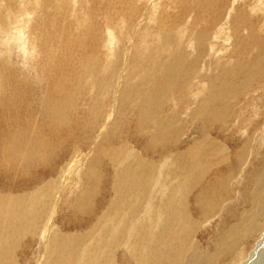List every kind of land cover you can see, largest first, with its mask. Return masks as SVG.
I'll return each mask as SVG.
<instances>
[{
    "label": "rangeland",
    "instance_id": "rangeland-1",
    "mask_svg": "<svg viewBox=\"0 0 264 264\" xmlns=\"http://www.w3.org/2000/svg\"><path fill=\"white\" fill-rule=\"evenodd\" d=\"M44 1L45 0H0V43L2 44L3 41L5 42V40L7 41L9 38L14 40L10 41L12 39H9L8 41L10 44L7 41L8 46L5 44L6 42H3L2 46L0 44V68L3 67L0 69V72H7L5 74L9 73L11 76L15 73V77L19 80L21 85V87L18 88L19 95L12 98L10 93H6L7 87L5 86V80L0 77V98L7 99L6 109L11 116L8 118H12L11 122L9 121L8 129L10 132L19 131L16 133L28 134L31 139L29 142H31L36 149V153H41L40 156L36 155L32 157L30 159L31 161L29 159L26 160V157L23 158V160H20L21 167L12 169V167L10 168L8 166V161L10 160V158H8V154H10L8 151L9 146L4 143V148L1 149L5 151L1 153L0 156V190L1 188L6 189L0 191V196H6L7 194V196L15 197V206H19L25 202L26 206L24 205L23 208L26 211H24L25 214L23 213V217L21 214L20 221L23 225H18L17 228L20 229L15 232L13 229L15 222L11 223L13 224L11 225L7 223L9 220L8 217L0 216V225H2L0 226V236L2 237H0V264H59L58 260L60 259H67V262L63 264H70V262L73 264H134L133 259L136 257V254L137 257L143 254V252L148 253L151 251V254L152 251H154L152 248L155 249L156 247L157 250L163 249L164 251V248L168 247L166 243L167 239L170 237L178 238L183 236L181 231L179 235H177L180 226L176 229L177 231L175 229H173L175 231L170 229L175 225L167 214V211L170 210H175L176 213H179L180 209L181 213L182 209L186 212L190 211L188 212L190 218H188V221L194 222L193 226H195L193 228L192 223L189 224L191 228L188 227L189 230L187 228L186 238L181 237L184 239L182 245L184 246L183 252L180 251L181 253H175L173 250H165V258L164 255H160V258L158 257V260L164 259V261H160L162 263L157 262L158 264H204V259L207 258L206 255L210 260H208V258L205 259V264H208V262L209 264H264V218L261 217V215L264 216V205H260V208H255L254 204H252L251 199L254 196V187L250 185L256 174L264 172V78L259 77L260 72L258 70L253 71L255 75L252 77L245 72L247 68H250L251 64H253L252 60H258L261 56L262 58L264 57L263 54L259 53V49H257L261 47L264 42V0H204L203 6L199 7L200 9H190L188 12L186 0L177 4L174 2L175 0H169V2L168 0H125V2L127 1L126 3L124 0H120L115 4L113 10L110 7L105 8L108 4L106 0H89V2L87 0H70L68 12L65 16L55 15L56 12L52 11L51 5L47 6ZM103 3L105 5H103ZM127 3L130 4H128L129 7L126 5ZM134 3L136 5H134ZM119 4L120 6L122 5V7L118 6ZM182 4H184V6H182ZM131 5H134V7L132 8ZM213 5L215 9L212 7ZM147 7L149 9H147ZM143 8L146 9L144 10ZM23 9L26 10L24 11ZM131 9H133V11ZM141 10L144 11L142 12ZM102 11L105 13L103 12L102 14ZM90 12H92V14ZM135 12H138L137 15ZM130 15H134L135 17H131ZM53 20H57L59 23L57 25L52 24ZM113 20H115V22ZM16 23L18 25H16ZM194 24L195 28H192ZM238 24L240 25L238 26ZM13 26L16 29L19 27V30L21 29L20 27L25 29L18 31V29H14ZM28 28L29 30H27ZM32 28L34 29L31 30ZM197 30L198 32L200 31L199 34ZM171 32L175 35H171ZM7 33L16 38H13L9 34L7 35ZM20 33L23 34L24 40L21 39L22 42L17 39ZM166 33L169 34L166 35ZM91 34L95 36H91ZM258 38H261L263 41L261 39L258 40ZM96 39H101L100 42L98 41L99 44ZM200 39L203 41L201 42ZM76 40L78 41L77 45H73V42ZM16 41L20 44L17 45ZM93 41H95V44ZM231 46L233 48H231ZM76 51L78 52L76 53ZM183 51H186L187 54ZM199 51L204 53L202 54ZM199 55L202 57L199 58ZM182 57L184 58L182 59ZM197 57L198 59H196ZM248 59H251L250 62H248ZM119 60L121 62H119ZM208 61L211 62V66ZM181 62L184 68H186L187 63L195 62L196 64V66L192 68L194 69L192 74L186 79H183L186 83H183L182 86L185 88L182 86L178 88V83H176V81L175 85H173L176 88L171 86L168 88L167 93L164 94V101L160 113H157L156 116L151 118H142L139 111L140 98L147 96L152 99H159V90L156 86L162 83V79L165 80L164 78H167L168 71L169 74L174 73L173 77L175 81L176 71L178 70L176 75L178 79L183 70ZM233 62L235 63L233 64ZM119 65L120 67H118ZM203 66L209 69L206 70ZM257 66L259 65H256L253 69ZM161 67L168 68L162 69ZM60 70L61 72H59ZM64 70H67V73L64 72ZM49 72L52 74L51 81L53 80V82L61 79L64 81H67L69 78L72 79L69 86L64 89V91H68L66 96L68 100H65L67 107L64 109L63 113L65 121L61 125V130L57 128L54 131V128H56L55 125L57 124H53V129H48L51 133L46 130L49 127L44 129V123L40 119L41 111L45 112L44 109L42 110V106L45 107L43 98L47 93L46 89L49 88L47 85H50ZM207 73L208 76L211 74L209 79ZM229 74L232 75L230 76ZM246 77H251V79H247ZM228 79L232 81V85H229L231 81H227ZM233 81L234 84L236 82L235 85ZM245 82L246 84H244ZM26 84L33 93H36L32 98L31 92L24 87ZM162 84H165V89L168 83L163 81ZM186 84L187 86H185ZM204 84L206 85L204 86ZM152 85H154V88ZM237 87H240V91ZM102 88L103 91L101 92ZM174 88L177 89V93L174 92ZM212 88H215V90ZM233 88H235V91ZM97 89H99L100 92ZM211 90L212 93H210ZM168 92L170 95H167ZM124 93L129 94L128 99ZM218 96L221 99L223 98V100L218 101L220 99ZM39 100L43 103L36 108L35 101L38 102ZM71 101L73 104L68 103ZM93 102H96V106ZM20 103L25 104L24 109L20 107ZM90 105L93 106V109L96 108L92 110ZM222 105H226L225 108L227 110L224 109ZM217 108L219 110H217ZM215 110L218 113H216ZM175 111L177 112L175 113ZM86 114L88 115L86 116ZM240 114L242 116H240ZM92 116H94V118ZM66 117L68 121H66ZM74 117H76L77 123H79V121L81 122V118L84 119L81 124L87 126L84 125V130H80L79 132L84 135L85 139L81 134L79 138L74 136L72 132L74 123L71 122L74 120ZM34 119H36V121ZM91 122H93V124H91ZM168 123L171 124V126ZM223 123H225V125ZM65 125L69 131L66 130ZM28 127L33 133L25 129ZM43 130V138H36L35 135L39 132H43ZM86 130L89 132L87 133ZM60 131L61 135L65 131L64 134L68 136L64 138L63 134V139H61V141V136L58 134ZM49 133L54 136H50ZM208 134L209 137L203 138L204 135ZM94 139L95 142H92ZM200 139L208 140V142L217 140V146L219 148L218 155L221 156L224 154V156L223 158L217 157V161L215 160L212 166L208 167V164L206 162L202 163V159H200L197 161L196 167L189 168L188 162L183 154L186 149L200 143ZM77 140L79 141L77 142ZM73 143H76L77 146L75 145L74 147ZM96 143L97 145L99 144V147L96 146ZM111 146L114 149H112ZM75 150H78L76 154L74 153ZM106 150H108V153ZM159 153L162 155L161 157ZM144 154L147 155V159ZM136 156H139L137 157L139 161L142 160L145 163L142 161L138 162ZM18 157L21 156L18 155ZM115 157L116 160L114 159ZM225 158L226 160H223ZM112 160L115 161V163H113ZM92 161L93 163H91ZM142 163L144 164L141 165ZM103 164L104 166H102ZM145 164H147V167H151L147 169ZM184 166L189 169L188 172H198L199 175L201 173L200 171L203 170V177L200 179V185L198 184L192 188L190 191L191 193L187 191L186 194L185 191L180 195L177 190H180L178 187L181 184L180 178L183 177L181 175L185 172ZM142 167L146 168L147 171L145 169V171H143ZM103 168L106 169L104 170ZM128 169L141 174L143 172L142 175L148 172L146 181L150 178L149 181L151 182L147 184L149 188L146 187L143 190L131 189L128 195L120 197V191L125 187L123 182L128 181H124V179L123 181H119V179L129 178L130 175L133 174V172L129 173ZM12 170L15 171L13 172ZM122 170L123 172H119ZM161 171L162 173H160ZM10 172H12V174L18 172L19 176H14ZM7 173L8 175L10 173V176H8ZM114 177L118 179L119 185L116 184L117 180H114L116 179ZM162 178L165 180L161 181ZM66 179L68 180L66 181ZM158 183L160 184L158 185ZM210 183H212L210 187H204ZM60 184H62V188H60ZM11 186L13 189H11ZM202 186L203 189H201ZM144 191L145 193H143ZM201 191H203L205 195L202 197L203 203L201 202L202 206L200 207L194 200L196 194ZM132 192H134V195ZM176 193L177 197H179V206H177V204H170ZM137 194L145 196L140 197ZM23 196L25 197L23 198ZM27 199H29V201ZM130 199H132V201ZM122 200H124V202ZM206 200H212V202L217 205L211 206L212 209L211 207L204 209L207 204ZM131 202L134 203L132 204ZM125 204L128 208L125 207ZM125 209L128 210L126 211ZM260 211L263 213L261 212L260 214ZM105 216H107V218ZM181 216L183 217V215ZM243 216L246 217V220ZM5 218L7 220H5ZM251 220L258 222L259 227H251L252 224H249L252 222ZM99 221H103V224ZM181 223L182 222H180V224ZM245 223H247L248 226L250 225L251 230L253 228V232L250 233L251 230L249 228H245L244 230V226L246 227V225H244ZM5 224H9L11 227L13 226V228ZM24 224L30 228L24 227ZM139 225L142 228L138 229V234L135 236V238L139 240L138 244L136 242L138 247L135 246L134 248V246H132L133 255H130L131 253L125 248V243L129 240V233H132ZM235 226L242 234L240 237L241 245H243L241 246L242 248L238 249L236 247L235 250H233L231 248L226 249L227 246H225L219 254L218 248L214 243L217 241L218 236L221 234L224 235L228 229L231 227L234 229ZM6 227L8 228L6 229ZM101 227L107 229L109 235H115V233L111 232V227L117 228L119 238L118 246L115 245L116 247H114L110 254H108L109 251H107V246L111 243L112 237L108 235L106 238H99L101 230L98 233H94V231L96 232L97 229ZM239 227L243 229L241 230ZM91 228H93L94 231H92ZM48 229L50 230L48 231ZM89 229V233L86 232ZM24 230L30 232H25ZM41 230L44 235L40 234ZM224 230L226 232H224ZM175 232L177 233L175 234ZM90 233L91 237L89 236ZM82 235L84 236L82 237ZM78 236H80V238ZM64 243L65 245L67 243L71 246L74 244L76 245H74L73 248L67 244L66 247L65 245H61ZM140 243H142L141 246H139ZM132 245H134V243ZM145 245H147V247ZM139 247L142 248L139 250ZM240 251H242L243 254L239 253ZM74 258L76 261H74ZM189 261L192 263H189Z\"/></svg>",
    "mask_w": 264,
    "mask_h": 264
},
{
    "label": "bare ground",
    "instance_id": "bare-ground-1",
    "mask_svg": "<svg viewBox=\"0 0 264 264\" xmlns=\"http://www.w3.org/2000/svg\"><path fill=\"white\" fill-rule=\"evenodd\" d=\"M88 2H89V0H87ZM102 1H104V0H102ZM107 2H108V4L106 5V7L105 8H108V7H110L112 10H113V7H115V4L118 2V1H120V0H106ZM130 1H132V0H130ZM167 1V0H166ZM187 1V12L190 10V9H196V8H199V7H202L203 6V2H204V0H186ZM186 1H184V2H186ZM206 1V0H205ZM210 1V0H209ZM208 1V2H209ZM260 1V0H259ZM36 2V1H35ZM46 4H47V6H50L51 7V9H53L52 11L53 12H56V14L55 15H60V16H65L66 15V13L68 12L67 10H68V7H69V3L71 2L70 0H45L44 1ZM56 2V3H55ZM97 2V1H96ZM124 2H125V0H124ZM127 2V1H126ZM125 2V3H126ZM168 2H169V0H168ZM174 2H176V4L177 3H182L183 2V0H175ZM222 2V1H221ZM105 3V2H104ZM103 3V5H105ZM122 4H124L123 2H121ZM173 3V2H172ZM213 3H214V1H213ZM100 4V3H99ZM102 4V3H101ZM129 3H127L126 5L129 7V5H128ZM132 4H133V2H132ZM141 4V3H140ZM174 4V3H173ZM207 4V3H206ZM216 4V3H215ZM40 5V4H39ZM94 5H95V3H94ZM102 5V6H103ZM134 5H136L135 3H134ZM134 5L132 6V8L134 7ZM146 5V4H145ZM166 5H167V3H166ZM179 5V4H178ZM177 5V6H178ZM22 6H24V5H22ZM37 6V5H36ZM118 6H120V4L118 5ZM172 6V5H171ZM182 6H184V4H182ZM211 6V5H210ZM222 6V5H221ZM221 6H220V8H221ZM251 6V5H250ZM120 7H122V5L120 6ZM119 7V9L121 10V8ZM206 7V6H205ZM213 8H214V5L212 6ZM223 7V6H222ZM233 7V6H232ZM40 8V7H39ZM86 8V7H85ZM101 8V7H100ZM99 8V9H100ZM138 8V7H137ZM151 8V7H150ZM220 8L218 7V9L220 10ZM118 9V10H119ZM135 9V8H134ZM144 9V8H143ZM146 9V8H145ZM144 9V10H145ZM147 9H149L148 7H147ZM200 9V8H199ZM208 9H210V8H208ZM212 9V8H211ZM215 9V8H214ZM224 9V8H223ZM24 11L26 10V9H23ZM87 10V9H86ZM93 10H94V8H93ZM100 10H102V9H100ZM130 10V9H129ZM132 11H133V9H131ZM137 10H140V9H137ZM143 10V11H144ZM213 10V9H212ZM42 11V10H41ZM142 11V10H141ZM140 11V12H141ZM142 11V12H143ZM147 11V10H146ZM183 11V10H182ZM240 11V10H239ZM255 11V10H254ZM93 12V11H92ZM92 12H90L91 14H92ZM103 12L104 11H102V14H103ZM108 12V11H107ZM115 12V11H114ZM149 12V11H148ZM105 13V12H104ZM124 13V12H123ZM136 13V15H137V13L138 12H135ZM205 13H206V11H205ZM40 14V13H39ZM54 14V13H53ZM134 14V13H133ZM161 14V13H160ZM172 14V13H171ZM170 14V15H171ZM24 15V14H23ZM27 15H28V13H27ZM50 15V14H49ZM55 15H53V16H55ZM146 15V14H145ZM144 15V16H145ZM175 15V14H174ZM217 15V14H216ZM226 15V14H225ZM236 15V14H235ZM6 16V15H5ZM4 16V17H5ZM29 16V15H28ZM30 16H32V15H30ZM131 16V15H130ZM139 16V15H138ZM23 17V16H22ZM131 17H135L134 15L133 16H131ZM146 17V16H145ZM200 17V16H199ZM215 17V16H214ZM222 17V16H221ZM220 17V18H221ZM21 18V17H20ZM44 18V17H43ZM111 18V17H110ZM115 18H116V16H115ZM195 18V17H194ZM32 19V18H31ZM55 19V18H54ZM133 19V18H132ZM154 19V18H153ZM197 19V18H196ZM38 20V19H37ZM45 20V19H44ZM108 20V19H107ZM112 20V19H111ZM135 20V19H134ZM41 21V20H40ZM114 22H115V20H113ZM119 21V20H118ZM132 21V20H131ZM158 21V20H157ZM167 21V20H166ZM234 21V20H233ZM17 22H19V21H17ZM25 22V21H24ZM28 22H29V20H28ZM28 22H26V23H28ZM35 22V21H34ZM108 22V21H107ZM135 22V21H134ZM204 22V21H203ZM235 22H236V20H235ZM241 22V21H240ZM44 23V22H43ZM59 23V21H57V20H53V23L52 24H55V25H57ZM79 23V22H78ZM110 23V22H109ZM117 23V22H116ZM142 23V22H141ZM149 23V22H148ZM163 23H164V21H163ZM216 23V22H215ZM243 23V22H242ZM29 24V23H28ZM196 24V23H195ZM195 24L193 25L194 27H192V28H195ZM241 24V23H240ZM240 24H238V26L240 25ZM4 25V24H3ZM15 25V24H14ZM16 25H18L17 23H16ZM39 25V24H38ZM43 25V24H42ZM117 25V24H116ZM121 25H123V24H121ZM132 25V24H131ZM20 26V25H19ZM35 26H37V25H35ZM120 26V25H119ZM165 26V25H164ZM169 26V25H168ZM174 26V25H173ZM237 26V27H238ZM12 27V26H11ZM14 27V26H13ZM117 27H118V25H117ZM19 28V27H18ZM17 28V29H18ZM21 29H25V28H22V27H20ZM35 28V27H34ZM34 28H32L31 30H33ZM45 28V27H44ZM134 28V27H133ZM160 28V27H159ZM162 28H164V27H162ZM191 28V29H192ZM213 28H214V26H213ZM240 28V27H239ZM238 28V29H239ZM14 29H16L15 27H14ZM16 29V30H17ZM20 29V30H21ZM46 29V28H45ZM203 29H204V27H203ZM9 30V29H8ZM13 30V29H12ZM15 30V31H16ZM19 29H18V31H20ZM27 30H29V28L27 29ZM30 30V31H31ZM37 30V29H36ZM48 30V29H47ZM155 30V29H154ZM172 30V29H171ZM170 30V31H171ZM174 30V29H173ZM194 30H196V29H194ZM234 30V29H233ZM9 31H11V30H9ZM26 31V30H25ZM64 31V30H63ZM136 31V30H135ZM163 31V30H162ZM203 31V30H202ZM231 31H232V29H231ZM23 32H24V30H23ZM42 32V31H41ZM40 32V33H41ZM91 32V31H90ZM94 32H95V29H94ZM166 32H168V31H166ZM194 32H196V31H194ZM197 32H198V30H197ZM204 32V31H203ZM202 32V33H203ZM15 33V32H14ZM19 33V32H18ZM22 33V32H21ZM20 33V35L19 36H17V39H18V41L19 40H21V39H23V34H21ZM141 33V32H140ZM170 33V32H169ZM169 33H166V35L167 34H169ZM200 33V31L198 32V34ZM201 33V34H202ZM9 33H7V35H8ZM13 34V33H12ZM95 34V33H94ZM92 35L91 34V36H95V35ZM172 34H174V33H172L171 32V35ZM198 34H196V35H198ZM201 34H200V36H201ZM209 34V33H208ZM230 34H231V32H230ZM9 35H11V34H9ZM14 35V34H13ZM18 35V34H17ZM98 35V34H97ZM96 35V36H97ZM108 35V34H107ZM132 35V34H131ZM134 35V34H133ZM165 35V36H166ZM175 35V34H174ZM204 35H205V33H204ZM207 35V34H206ZM12 36V35H11ZM10 36V37H11ZM30 36V35H29ZM135 36V35H134ZM6 37V36H5ZM13 37V36H12ZM15 37V36H14ZM13 37V38H14ZM25 37V36H24ZM47 37V36H46ZM98 37V36H97ZM115 37V36H114ZM129 37H131V36H129ZM162 37V36H161ZM168 37V36H167ZM206 37V36H205ZM16 38V37H15ZM96 38V37H95ZM94 38V39H95ZM127 38V37H126ZM133 38V37H132ZM136 38V37H135ZM199 38V37H198ZM203 38H204V36H203ZM202 38V39H203ZM208 38H209V35H208ZM263 38V37H262ZM8 39V38H7ZM9 39H12V38H9ZM8 39V40H9ZM26 39V38H25ZM52 39V38H51ZM50 39V40H51ZM93 39V40H94ZM205 39V38H204ZM203 39V40H204ZM261 39V38H260ZM259 38H258V40H260ZM7 40V41H8ZM24 40V39H23ZM43 40V39H42ZM49 40V39H48ZM97 40V43L99 44V42H100V40L101 39H96ZM95 40V41H96ZM164 40V39H163ZM199 40V39H198ZM201 40V39H200ZM203 40H201V42L203 41ZM209 40V39H208ZM207 40V41H208ZM262 40V39H261ZM2 41V40H1ZM7 41L5 40V44H7ZM10 41H14L13 39L12 40H10ZM18 41H16L17 42V45H19L20 43H18ZM95 41H93L94 42V44H95ZM99 41V42H98ZM263 41V40H262ZM3 42H2V44H1V46L3 45ZM21 42H22V40H21ZM24 42H26V41H24ZM63 42V41H62ZM169 42H170V40H169ZM200 42V41H199ZM200 42V43H201ZM205 42V41H204ZM8 43H9V41H8ZM77 43H78V41L76 40V41H74L73 42V45L75 44V45H77ZM88 43V42H87ZM199 43V44H200ZM10 44V43H9ZM53 44V43H52ZM158 44V43H157ZM171 44H174V43H171ZM202 44V43H201ZM218 44V43H217ZM246 44V43H245ZM263 44H264V42H263ZM262 44V46L261 47H259V48H257V49H259L258 51H259V53L260 54H263V56H264V45ZM24 45H26V44H24ZM168 45V44H167ZM203 45V44H202ZM7 46H8V44H7ZM83 46V45H82ZM88 46V45H87ZM94 46V45H93ZM92 46V47H93ZM97 46V45H96ZM163 46V45H162ZM190 46V45H189ZM204 46V45H203ZM213 46V45H212ZM22 47H23V45H22ZM99 47V46H98ZM154 47V46H153ZM235 47V46H234ZM9 48H11V47H9ZM94 48H95V46H94ZM126 48V47H125ZM205 48H206V46H205ZM231 48H233L232 46H231ZM24 49H26L25 47H24ZM76 49V48H75ZM93 49V48H92ZM104 49H106V48H104ZM110 49V48H109ZM168 49V48H167ZM200 49V48H199ZM203 49V48H202ZM253 49V48H252ZM59 50V49H58ZM88 50V49H87ZM94 50V49H93ZM158 50V49H157ZM160 50V49H159ZM204 51H206L205 49H203ZM24 51V50H23ZM26 51H27V49H26ZM80 51V50H79ZM107 51H108V49H107ZM202 51V50H201ZM201 51H199V52H201ZM231 51H233V50H231ZM78 51H76V53H77ZM81 52V51H80ZM83 52V51H82ZM89 52V51H88ZM165 52V51H164ZM168 52V51H167ZM182 52V51H181ZM184 52V51H183ZM97 53H98V51H97ZM103 53V52H102ZM107 53V52H106ZM111 53H113V52H111ZM110 53V54H111ZM157 53V52H156ZM160 53V52H159ZM184 53H186L187 54V52L185 51ZM202 54L204 53V52H201ZM82 54V53H81ZM89 54V53H88ZM87 54V55H88ZM95 54V53H94ZM177 54V53H176ZM181 54V53H180ZM223 54V53H222ZM258 54V53H257ZM26 55H28V54H26ZM83 55H86V54H83ZM169 55V54H168ZM184 55V54H183ZM25 56V55H24ZM23 56V57H24ZM82 56V55H81ZM114 56V55H113ZM113 56H112V59H113ZM179 56V55H178ZM186 56V55H185ZM205 56V55H204ZM203 56V57H204ZM211 56V55H210ZM261 56V55H260ZM62 57V56H61ZM110 57V56H109ZM120 57H122V56H120ZM158 57H159V55H158ZM199 58H201L202 56H198ZM198 57L196 58V59H198ZM239 57V56H238ZM253 57H256V56H253ZM252 57V58H253ZM77 58V57H76ZM108 58V57H107ZM107 58H105V59H107ZM184 57H182V59H183ZM185 58H187V57H185ZM242 58V57H241ZM24 59V58H23ZM239 59V58H238ZM257 59V58H256ZM108 60V59H107ZM141 60V59H140ZM160 60H162V59H160ZM164 60H166V59H164ZM249 60V59H248ZM251 60V59H250ZM250 60L248 61V62H250ZM85 61V60H84ZM206 61V60H205ZM239 61H241V60H239ZM253 61V64H251V67L250 68H247V71H245L247 74H250L251 75V77L253 76V75H255L254 73H253V71H259L260 73H259V77H261V78H264V57L262 58V56L260 57V58H258V60H252ZM251 61V62H252ZM107 62V61H106ZM105 62V63H106ZM119 62H121L120 60H119ZM138 62V61H137ZM145 62V61H144ZM159 62H162V61H159ZM209 62V61H208ZM242 62V61H241ZM235 62H233V64H234ZM240 63V62H239ZM245 63V62H244ZM82 64V63H81ZM120 64H122V63H120ZM162 64V63H161ZM197 64H198V62H197ZM205 64V63H204ZM211 64V62H209V65ZM243 64V63H242ZM59 65V64H58ZM158 65V64H157ZM168 65V64H167ZM169 65H171V64H169ZM181 65L183 66V63L181 62ZM185 65V64H184ZM201 65V64H200ZM208 65V66H209ZM212 65V64H211ZM210 65V66H211ZM245 65V64H244ZM256 65H259V66H257L255 69H253ZM261 65V66H260ZM98 66V65H97ZM163 66V65H162ZM177 66V65H176ZM196 66V64H195V62H193V63H187V65H186V68H184V66H183V70H182V73L181 72H179V73H181V75L178 77V79H177V77H176V75H177V71H176V75H175V81H174V77H173V74H169V71H168V75L166 76L167 78H164V77H161V78H164L165 80H163L162 79V83H163V81H165V83L167 82L168 84H167V87L164 89V86H165V84H162V83H159L158 84V86H156L157 88H158V96H159V99H152V98H149V97H147V96H143V97H141L140 98V100H141V102H140V105H139V111H140V113H141V117L142 118H151V117H154V116H156L157 115V113H160V111H161V108H162V104H163V96H165L164 94H166L167 93V91H168V88L169 87H175V86H173V85H175V82L176 83H178V88L179 87H181L182 85H183V83H186V82H184V80L183 79H186L187 77H189L191 74H192V72L194 71V69H192V68H194ZM207 66V65H206ZM24 67V66H23ZM118 67H120V65L118 66ZM142 67V66H141ZM143 67H145V66H143ZM172 67V66H171ZM180 67V66H179ZM203 67H205V66H203ZM248 67H249V65H248ZM3 67H1L0 69H2ZM13 68V67H12ZM58 68V67H57ZM61 68V67H60ZM140 68V67H139ZM162 68V67H161ZM168 68V67H167ZM167 68H162V69H167ZM172 68H174V67H172ZM178 68V67H177ZM176 68V69H177ZM201 68V67H200ZM206 68V70L207 69H209V68H207V67H205ZM246 68V67H245ZM62 69V68H61ZM98 69V68H97ZM160 69V68H159ZM202 69V68H201ZM243 69V68H242ZM253 69V70H252ZM12 70H14V69H12ZM47 70V69H46ZM205 70V71H206ZM226 70V69H225ZM244 70H246V69H244ZM16 71V70H15ZM164 71V70H163ZM236 71V70H235ZM14 72V71H13ZM40 72V71H39ZM51 72H52V70H51ZM59 72H61V70L59 71ZM64 72H66L67 73V70H64ZM139 72V71H138ZM166 72V71H165ZM171 72V71H170ZM207 72V71H206ZM211 72V71H210ZM231 72V71H230ZM233 72V71H232ZM245 72H243V73H245ZM5 73H7V72H0V77L2 78V79H4L5 80V82H6V84H5V86L7 87V92L6 93H10V96L12 97V98H15V97H17L18 95H19V93H18V88L19 87H21V85H20V82H19V80H17L16 79V77H15V73L13 74V76H11L9 73L8 74H5ZM58 73V72H57ZM70 73V72H69ZM142 73V72H141ZM141 73H139V74H141ZM214 73V72H213ZM241 73V72H240ZM239 73V74H240ZM49 74V80H50V85L48 84H46L47 85V87L49 86V88H47L46 90H47V93L45 94V97L43 98L44 99V104H45V107L44 106H42V110L44 109L45 110V112H43V111H41V115H40V112H39V115L41 116V121L44 123V129H46L47 127H49V128H47L46 130H48V129H50L51 128V130L53 129V124H57V125H55L56 126V128H54V131L57 129V128H60V130H61V125H62V123L65 121L64 120V115H63V113H64V109L67 107V105L65 104V100L67 101L68 99H66V96H67V92L68 91H64V89L67 87V86H69V84H70V82L72 81V79H68L67 81H64V80H55V82H53V80L51 81V78H52V74L49 72L48 73ZM47 74V75H48ZM113 74H116V73H113ZM41 75V74H40ZM46 75V76H47ZM67 75V74H66ZM144 75V74H143ZM211 75V74H210ZM209 75V76H210ZM230 75V74H229ZM232 75V74H231ZM230 75V76H231ZM257 75V74H256ZM110 76H112V75H110ZM109 76V77H110ZM148 76V75H147ZM194 76V75H193ZM204 76H206V75H204ZM207 76H208V73H207ZM209 76H208V79H209ZM226 76V75H225ZM224 76V77H225ZM242 76V75H241ZM240 76V77H241ZM42 77H44V76H42ZM63 77V76H62ZM68 77V76H67ZM173 77V78H172ZM192 77V76H191ZM234 77V76H233ZM251 77H249L250 79H251ZM55 78V77H54ZM60 78H61V76H60ZM95 78V77H94ZM97 78H98V76H97ZM228 78V77H227ZM247 78V77H246ZM249 78H247V79H249ZM93 79V78H92ZM177 79V80H176ZM205 79V78H204ZM207 79V78H206ZM218 79V78H217ZM247 79H245V80H247ZM179 80V81H178ZM189 80V79H188ZM225 80V79H224ZM223 80V81H224ZM230 79H228L227 81H229ZM263 80V79H262ZM190 81V80H189ZM222 81V82H223ZM231 81V80H230ZM236 81V80H235ZM238 81V80H237ZM188 82V81H187ZM224 82H226V81H224ZM22 83V82H21ZM158 83V82H157ZM206 83H207V81H206ZM230 84L229 85H232V81L231 82H229ZM254 83H256V82H254ZM84 84H86V83H84ZM202 84V83H201ZM233 84H234V81H233ZM235 84H236V82H235ZM234 84V85H235ZM238 84H239V82H238ZM240 84H242V83H240ZM244 84H246V82L244 83ZM206 84H204V86H205ZM73 86V85H72ZM116 86V85H115ZM185 86H187V84L185 85ZM226 86V85H225ZM228 86V85H227ZM226 86V87H227ZM24 87L26 88V89H28L30 92H31V98H32V96L33 95H35L36 93H33V91L28 87V85L26 84V85H24ZM152 87L154 88V85H152ZM182 87H184V86H182ZM223 87V86H222ZM229 87V86H228ZM231 87V86H230ZM240 87H243V86H240ZM240 87L238 88L239 89V91H240ZM24 88V89H25ZM126 88V87H125ZM176 88V87H175ZM174 88V89H175ZM185 88V87H184ZM225 88V87H224ZM236 88V87H235ZM235 88H233L234 89V91H235ZM21 89V88H20ZM124 89V88H123ZM211 89V88H210ZM213 89V88H212ZM242 89V88H241ZM72 90V89H71ZM98 91H99V89H97ZM127 90V89H126ZM176 90L177 89H175V91L174 92H176ZM213 90H215V88L213 89ZM220 90V89H219ZM221 90H223V89H221ZM26 91V90H25ZM24 91V92H25ZM70 91V90H69ZM74 91V90H73ZM103 91V88H102V90H101V92ZM124 91V90H123ZM128 91V90H127ZM181 91V90H180ZM183 91V90H182ZM216 91H217V89H216ZM1 92V91H0ZM23 92V91H22ZM100 92V91H99ZM213 92H215V91H213ZM128 93V92H127ZM127 93H124V94H126V96H127V99H128V95L129 94H127ZM177 93V92H176ZM210 93H212V90L210 91ZM216 93V92H215ZM69 94V93H68ZM147 95V94H146ZM167 95H170L169 94V92H168V94ZM212 95V94H211ZM28 96V95H27ZM98 96V95H97ZM103 96V95H102ZM173 96V95H172ZM177 96V95H176ZM175 96V97H176ZM213 96V95H212ZM262 96V95H261ZM75 97V96H74ZM77 97V96H76ZM179 97V96H178ZM177 97V98H178ZM224 97V96H223ZM97 98V97H96ZM101 98V97H100ZM174 98V97H173ZM218 98H220L219 96H218ZM127 99H125V100H127ZM130 99V98H129ZM181 99V98H180ZM221 99V98H220ZM218 100V101H222L223 100V98L221 99V100ZM260 99H262V98H260ZM226 100V99H225ZM230 100V99H229ZM228 100V101H229ZM80 101V100H79ZM93 101V100H92ZM95 101V100H94ZM174 101V100H173ZM227 101V100H226ZM7 99L5 100L4 98H0V156H1V153H3L5 150L3 149V150H1L2 148H4V143L5 144H7L8 146H9V148H8V151L10 152V154H8V158H10V160L8 161V166L11 168L12 167V169H17V168H19V167H21V165H20V160H23V158H25L26 157V160L27 159H31L32 157H35L36 155H38V156H40L41 155V153H39V154H37L36 153V149L33 147V145H32V143L31 142H29V140H31L30 139V137L28 136V134H26V133H16V132H19V131H13V132H10L9 131V123L11 122V120H12V118H8V117H11L10 116V114H9V112H8V110L6 109V104H7ZM81 102V101H80ZM124 102V101H123ZM183 102V101H182ZM43 102L41 101V100H39L38 102L37 101H35V105H36V108H38L41 104H42ZM68 103H72V101L71 102H68ZM94 103V102H93ZM217 103V102H216ZM227 103V102H226ZM73 104V103H72ZM95 104V106H96V102L94 103ZM127 104H128V102H127ZM218 104V103H217ZM216 104V105H217ZM220 104H221V102H220ZM101 105V104H100ZM91 106V105H90ZM94 106V107H95ZM98 106V105H97ZM183 106V105H182ZM223 106V105H222ZM225 106L226 105H224L223 107H224V109H226L225 108ZM20 107L22 108V109H24L25 108V104H23V103H20ZM92 107V108H91ZM91 107H89V108H91L92 110H94L93 109V106H91ZM175 107V106H174ZM178 107V106H177ZM222 107V108H223ZM218 108H219V105H218ZM217 108V110H219ZM228 108V107H227ZM247 108V107H246ZM71 109V108H70ZM100 109H101V107H100ZM178 109V108H177ZM220 109H221V106H220ZM229 109V108H228ZM67 110V109H66ZM176 110V109H175ZM198 110V109H197ZM223 110V109H222ZM227 110V109H226ZM90 111V110H89ZM178 111V110H177ZM177 111H175V113L177 112ZM199 111V110H198ZM225 111V110H224ZM196 112V111H195ZM215 112H216V110H215ZM263 112V111H262ZM66 113V112H65ZM85 113V112H84ZM87 113V112H86ZM119 113V112H118ZM173 113V112H172ZM214 113V112H213ZM216 113H218V112H216ZM222 113H223V111H222ZM225 113V112H224ZM264 113V112H263ZM93 114H95V113H93ZM92 114V115H93ZM97 114V113H96ZM197 114V113H196ZM78 115H80V114H78ZM88 114H86V116H87ZM173 115V114H172ZM229 115V114H228ZM231 115V114H230ZM244 115V114H243ZM262 115V114H261ZM104 116V115H103ZM208 116V115H207ZM212 116V115H211ZM232 116V115H231ZM240 116H242L241 114H240ZM78 117V116H77ZM85 117V116H84ZM93 118H94V116H92ZM97 117H98V114H97ZM173 117H175V116H173ZM172 117V118H173ZM180 117V116H179ZM244 117V116H243ZM76 117H74V120L73 121H71L72 123H74L73 124V127H72V132L74 133V136L77 138H79V135L81 134V132H79L80 130L82 131V130H84L83 128L85 127V126H87V125H83V124H81L82 123V121L84 120V119H82L81 118V122L79 121V123H77L76 122V119H75ZM87 118V117H86ZM206 118V117H205ZM208 118H209V116H208ZM222 118V117H221ZM257 118H259V117H257ZM262 118V117H261ZM264 118V117H263ZM262 118V119H263ZM33 119V118H32ZM66 119V121H68L67 120V117L65 118ZM88 119V118H87ZM91 119V118H90ZM169 119H170V117H169ZM224 119V118H223ZM260 119V118H259ZM35 121H36V119H34ZM178 120V119H177ZM176 120V121H177ZM10 121V122H9ZM259 121V120H258ZM263 121V120H262ZM85 122H87V121H85ZM184 122V121H183ZM212 122H213V120H212ZM223 122V121H222ZM255 122H256V119H255ZM84 123V122H83ZM89 123H90V121H89ZM88 123V124H89ZM172 123V122H171ZM180 123H182V122H180ZM204 123H205V120H204ZM207 123V122H206ZM67 124V123H66ZM91 124H93V122H91ZM90 124V125H91ZM169 124V123H168ZM203 124V123H202ZM208 124H210V123H208ZM211 124H215V123H211ZM224 125H225V123H223ZM252 124H253V121H252ZM89 125V126H90ZM170 126H171V124H169ZM205 125H207V124H205ZM223 125V126H224ZM177 126V125H176ZM64 127V126H63ZM213 128H215L214 126H212ZM252 127V126H251ZM256 127V126H255ZM65 128H66V125H65ZM89 128V127H88ZM165 128H166V126H165ZM168 128V127H167ZM172 128V127H171ZM26 130H29V131H31L32 132V130L28 127V128H25ZM63 129V128H62ZM180 129H182V128H180ZM66 130H68L67 128H66ZM65 130V131H66ZM176 130V129H175ZM49 132H50V130H48ZM63 131V130H62ZM65 131L62 133V135L65 133ZM69 131V130H68ZM91 131V130H90ZM247 131V130H246ZM57 132V131H56ZM55 132V133H56ZM86 132H87V130H86ZM89 132V131H88ZM87 132V133H88ZM92 132V131H91ZM95 132V131H94ZM155 132V131H154ZM165 132V131H164ZM171 132V131H170ZM179 132V131H178ZM178 132H176V133H178ZM255 132V131H254ZM33 133V132H32ZM32 133H30V134H32ZM51 133V132H50ZM50 133H49V135H50ZM53 133V132H52ZM83 133V132H82ZM87 133H86V136H87ZM155 133H158V132H155ZM54 134V133H53ZM60 136H61V138H60V141H61V139H63L62 138V135H61V131H60V133H58ZM69 134V133H68ZM249 134V133H248ZM46 135V134H45ZM59 135H56V136H59ZM82 135V134H81ZM159 135V134H158ZM163 135V134H162ZM170 135V134H169ZM174 135V134H173ZM43 136H44V130H43V132H39V133H37L36 135H35V137L36 138H38V139H42L43 138ZM50 136H52V135H50ZM54 136V135H53ZM52 136V137H53ZM55 136V137H56ZM59 136V137H60ZM65 136H67V135H63V137L64 138H66ZM74 136H73V138H74ZM83 136V138L85 139V137H84V135H82ZM164 136V135H163ZM68 137V136H67ZM177 137V136H176ZM205 137H209V134L208 135H204L203 136V138H205ZM249 137V136H248ZM82 138V137H81ZM97 138V137H96ZM156 138V137H155ZM158 138V137H157ZM167 138H168V136H167ZM172 138V137H171ZM47 139V138H46ZM87 139V138H86ZM98 139V138H97ZM48 140H49V138H48ZM72 140V139H71ZM76 140V139H75ZM79 140H81V139H79ZM79 140H77V142L79 141ZM163 140H165V139H163ZM201 140V139H200ZM214 140V139H213ZM56 141H58V140H56ZM98 141V140H97ZM157 141V140H156ZM54 142V141H53ZM67 142V141H66ZM92 142H95V139H94V141H92ZM164 142V141H163ZM64 143V142H63ZM71 143V142H70ZM108 143V142H107ZM109 143H110V141H109ZM46 144V143H45ZM74 144V143H73ZM78 144V143H77ZM79 144H80V142H79ZM100 144H102V143H100ZM217 144H218V141L216 140V141H210V142H208V140H201V142L200 143H198L196 146L195 145H193L191 148H189V149H186L185 150V152H184V154H183V156L185 157V159L187 160V162H188V167L189 168H194V167H196V163H197V161L198 160H200V159H202L201 161H202V163H207L208 164V167L209 166H212V165H214V161L216 160V159H218V158H223V156H224V154L223 155H221V156H219L218 155V151H219V148H218V146H217ZM52 145V144H51ZM59 145V144H58ZM65 145V144H64ZM70 145V144H69ZM75 145H76V143L74 144V147H75ZM99 145V144H98ZM97 145V143H96V146H98ZM103 145H106V144H103ZM120 145H122V144H120ZM77 146V145H76ZM81 146V145H80ZM79 146V147H80ZM95 146V147H96ZM100 146H102V145H100ZM108 146V145H107ZM107 146H105V147H107ZM109 146H110V144H109ZM108 146V147H109ZM45 147V146H44ZM50 147V146H49ZM55 147V146H54ZM71 147V146H70ZM78 147V148H79ZM99 147V146H98ZM115 147V146H114ZM119 147V146H118ZM246 147H247V145H246ZM52 148V147H51ZM60 148V147H59ZM68 148V147H67ZM72 148V147H71ZM70 148V149H71ZM103 148V147H102ZM102 148H100V149H102ZM111 148H112V146H111ZM124 148V147H123ZM240 148V147H239ZM47 149V148H46ZM46 149H44V150H46ZM106 149H108V148H106ZM112 149H114V148H112ZM120 149V148H119ZM122 149V148H121ZM154 149V148H153ZM40 150V149H39ZM38 150V151H39ZM111 150V149H110ZM117 150V149H116ZM123 150V149H122ZM125 150V149H124ZM241 150V149H240ZM78 151V150H77ZM76 150H75V154H76V152H77ZM101 151V150H100ZM104 151V150H103ZM102 151V152H103ZM107 151V153H108V150H106ZM115 151V150H114ZM243 151V150H242ZM69 152H70V150H69ZM71 152H73V151H71ZM97 152V151H96ZM110 152V151H109ZM118 152V151H117ZM147 152V151H146ZM227 152V151H226ZM99 153V152H98ZM106 153V152H105ZM112 153V152H111ZM115 153V152H114ZM169 153V152H168ZM225 153V152H224ZM71 154H73V153H71ZM96 154V153H95ZM101 154V153H100ZM160 154V153H159ZM18 155H20L21 157H18ZM104 155V154H103ZM107 155V154H106ZM118 155V154H117ZM142 155V154H141ZM145 155V154H144ZM228 155V154H227ZM240 155H241V152H240ZM72 156V155H71ZM107 156H109V155H107ZM114 156H116V155H114ZM119 156H121V155H119ZM146 156V159H147V155H145ZM162 155L160 154V157H161ZM176 156V155H175ZM182 156V155H181ZM236 156V155H235ZM118 157V156H117ZM122 157V156H121ZM137 157H139V156H136V158ZM173 157V156H172ZM178 157V156H177ZM180 157V156H179ZM218 157V158H217ZM108 158V157H107ZM123 158V157H122ZM169 158H170V156H169ZM102 159V158H101ZM115 160H116V157L114 158ZM120 159V158H119ZM138 159V158H137ZM136 159V160H137ZM140 159H141V157H140ZM127 160V159H126ZM183 160V159H182ZM223 160H226V158L225 159H223ZM222 160V161H223ZM31 161V160H30ZM94 161V160H93ZM93 161L91 162V163H93ZM113 161V160H112ZM121 161V160H120ZM142 160H140L139 161V159H138V162H141ZM149 161V160H148ZM160 161H161V159H160ZM217 161V160H216ZM95 162V161H94ZM99 162H100V160H99ZM102 162V161H101ZM111 162V161H110ZM142 162H144V161H142ZM151 162V161H150ZM164 162H165V160H164ZM183 162V161H182ZM103 163V162H102ZM101 163V164H102ZM113 163H115V161H113ZM119 163V162H118ZM117 163V164H118ZM130 163H131V161H130ZM129 163V164H130ZM145 163V162H144ZM144 163H142L141 165H143ZM100 164V165H101ZM127 164H128V162H127ZM152 164V163H151ZM66 165V164H65ZM90 165V164H89ZM106 165V164H105ZM112 165V164H111ZM136 165V164H135ZM134 165V166H135ZM146 165V167H147V164H145ZM144 165V166H145ZM185 165V164H184ZM203 165V164H202ZM102 166H104V164L102 165ZM152 166H153V164H152ZM113 167V166H112ZM131 167V166H130ZM129 167V168H130ZM149 167V166H148ZM148 167H147V169H148ZM151 167V166H150ZM149 167V168H150ZM154 167V166H153ZM165 167V166H164ZM91 168H92V166H91ZM94 168V167H93ZM97 168V167H96ZM115 168V167H114ZM143 168V171H145L146 170V168H144V167H142ZM184 168H185V172H183L182 174L183 175H181V176H183V177H181L180 178V176H179V178H180V186L178 187L180 190H181V192H180V190H177V192L178 193H180V195H182L185 191H186V194H187V191H189V193H191L190 191H191V189L192 188H194L195 186H197L198 184H199V182H201L200 181V179L203 177V170H201L200 172V175L198 174V172H188V168L186 167V166H184ZM104 169V168H103ZM106 169V168H105ZM104 169V170H105ZM111 169H113V168H111ZM145 169V170H144ZM161 169V168H160ZM205 169V168H204ZM89 170V169H88ZM93 170H95V169H93ZM102 170V169H101ZM150 170H152V169H150ZM149 170V171H150ZM13 172L15 171V170H12ZM19 171V170H18ZM128 171H129V173L130 172H133V174H131L130 175V177L129 178H120L119 179V181H123V179H124V181H128V182H123V184H124V189H121V191H120V194H119V196L120 197H125L126 195H128L129 193H130V190L131 189H145L148 185L147 184H150V183H148V182H151V181H149L150 180V178H149V180H147L146 181V178H147V176L146 175H148L147 173H145V175H142L143 174V172H142V174L141 173H139V172H135V171H130L129 169H128ZM142 171V170H141ZM147 171V170H146ZM153 171H154V169H153ZM20 172V171H19ZM22 172V171H21ZM98 172H100V171H98ZM119 172H123V170L122 171H119ZM11 174H12V172H10ZM10 173H9V175H8V173H7V175L8 176H10ZM29 173V172H28ZM65 173V172H64ZM68 173V172H67ZM118 173V172H117ZM151 173V172H150ZM154 173H156V172H154ZM157 173H159V172H157ZM160 173H162V171L160 172ZM178 173V172H177ZM152 174V173H151ZM173 174V173H172ZM12 175H14V176H19V173L18 172H15V173H13ZM119 175V174H118ZM117 175V176H118ZM158 175V174H157ZM113 176V175H112ZM116 176V177H117ZM150 176V175H149ZM156 176V175H155ZM162 176V175H161ZM171 176V175H170ZM254 176H255V174H254ZM62 177V176H61ZM116 177H114V178H116ZM118 177H120V176H118ZM123 177V176H122ZM158 177V176H157ZM57 178V177H56ZM69 178V177H68ZM154 178V177H153ZM152 179V178H151ZM156 179V178H155ZM54 180V179H53ZM65 180V179H64ZM68 179H66V181H67ZM100 180V179H99ZM114 180H117V182H116V184H118L119 185V181H118V179L116 178V179H114ZM161 180V179H160ZM165 180V179H164ZM163 180V178H162V180L161 181H164ZM157 181V180H156ZM159 181V180H158ZM52 182V181H51ZM54 183V182H53ZM121 183V182H120ZM156 183V182H155ZM161 183V182H160ZM160 183H158V185L160 184ZM179 184V183H178ZM211 184L212 183H210L209 185H205L204 187H210L211 186ZM17 185V184H16ZM61 185V187L60 188H62V184H60ZM153 185H154V183H153ZM152 185V186H153ZM177 185V184H176ZM200 185V184H199ZM252 187H254V196L252 197V204H254V206H255V208H260V205H264V172H260L259 174H256V176L254 177V180L251 182V184H250ZM7 186H9V185H7ZM151 186V187H152ZM162 186V185H161ZM178 186V185H177ZM224 186H225V183H224ZM250 186V187H251ZM44 187V186H43ZM176 187V186H175ZM174 187V188H175ZM39 188V187H38ZM59 188V189H60ZM147 188H149V187H147ZM153 188V187H152ZM6 189V188H5ZM4 188H1V190H5ZM11 189H13V187L11 186ZM41 189V188H40ZM201 189H203V186L201 187ZM0 190V191H1ZM38 190V189H37ZM56 190V189H55ZM54 190V191H55ZM165 190V189H164ZM14 191H15V189H14ZM39 191V190H38ZM40 191H42V190H40ZM44 191V190H43ZM135 191H137V190H135ZM163 191V190H162ZM198 191V190H197ZM4 192V191H3ZM149 192V191H148ZM154 192H155V190H154ZM168 192V191H167ZM167 192H166V194H167ZM1 193V192H0ZM18 193V192H17ZM51 193V192H50ZM55 193V192H54ZM59 193V192H58ZM57 193V194H58ZM134 192H132V194H133ZM140 193V192H139ZM142 193V192H141ZM143 193H145V191L143 192ZM160 193V192H159ZM164 193V192H163ZM38 194H40V193H38ZM37 194V195H38ZM146 194H148V193H146ZM152 194H153V192H152ZM196 194V193H195ZM11 195V194H10ZM37 195H36V197H37ZM44 195V194H43ZM134 195V194H133ZM138 195V194H137ZM136 195V196H137ZM164 195V194H163ZM205 195V193L203 192V191H201L200 193H198V194H196V196H195V202H196V204L198 205V206H202V203H203V196ZM58 196H59V194H58ZM138 196H140V195H138ZM145 196V195H144ZM144 196H140V197H144ZM148 196V195H147ZM166 196V195H165ZM206 196H207V194H206ZM25 196H23V198H24ZM115 198V197H114ZM167 198V197H166ZM38 199H39V197H38ZM42 199V198H41ZM118 199V198H117ZM121 199V198H120ZM126 199H127V197H126ZM133 199V198H132ZM132 199H130L131 201H132ZM139 199V198H138ZM173 199H174V201H173ZM181 199H183V198H181ZM16 198L15 197H13V196H7V194H6V196H0V216H6V217H8L9 218V220L7 221V223H9V224H11V223H14L15 225H14V228H13V226L11 227L9 224V226L11 227V228H13L14 229V232L15 231H17V230H19L20 228H17V226L19 225V226H21V225H23V223H21V221H20V219H21V214H22V217L24 216V214H25V212L24 211H26V210H24V208H23V206L25 205V202H24V204H21V205H19V206H15L16 205ZM28 201H29V199H27ZM37 200V199H36ZM40 200V199H39ZM51 200V199H50ZM129 200V199H128ZM135 200V199H134ZM133 200V201H134ZM178 200H179V197H177V193H176V195H174L173 196V198H172V200H171V202H170V204L171 205H173V204H177V206H179L178 205ZM18 201V200H17ZM26 201V200H25ZM33 201V200H32ZM52 201V200H51ZM118 201H120V200H118ZM123 202H124V200H122ZM127 201V200H126ZM42 202H44V201H42ZM41 202V203H42ZM122 202V203H123ZM202 202V203H201ZM206 202H207V204H206V206L204 207V209H206V208H210L211 206H215V205H217L216 203H213L212 202V200L210 201H207L206 200ZM27 203V202H26ZM47 203V202H46ZM132 203V202H131ZM134 203V202H133ZM132 203V204H133ZM157 203V202H156ZM30 204V203H29ZM33 204V203H32ZM53 204V203H52ZM127 204V203H126ZM126 204H125V207H126ZM131 204V205H132ZM27 205H28V203H27ZM35 205V204H34ZM41 205V204H40ZM100 205V204H99ZM119 205V204H118ZM117 205V206H118ZM129 205V204H128ZM127 205V206H128ZM130 205V206H131ZM168 205V204H167ZM191 205V204H190ZM26 206V205H25ZM29 206H31V205H29ZM47 206V205H46ZM116 206V207H117ZM174 206H176V205H174ZM182 206H183V204H182ZM43 207V206H42ZM48 207V206H47ZM50 207V206H49ZM27 208V207H26ZM25 208V209H26ZM46 208V207H45ZM113 208V207H112ZM115 208V207H114ZM126 208H128V207H126ZM189 208V207H188ZM263 208V207H262ZM132 209V208H131ZM130 209V210H131ZM211 209H212V207H211ZM32 210H33V208H32ZM38 210V209H37ZM126 210V209H125ZM128 210V209H127ZM126 210V211H127ZM133 210V209H132ZM255 210V209H254ZM261 210V209H260ZM110 211V210H109ZM175 211V210H174ZM173 210H170V211H167V214H168V217L170 218V219H172L173 220V224L175 225V226H173V227H171L170 229L171 230H173V229H177V228H179L178 226H180V230L178 229V233L177 232H175V234L177 233V235H179V232L181 231L182 232V234H183V236H181V237H183V238H186V231H187V228L189 227V224H191L192 223V226H193V223L194 222H189L188 221V218H189V214H188V212H190V211H188V212H186L184 209H182V213H181V209L179 210V213H176V211L174 212ZM264 211V210H263ZM27 212H28V210H27ZM113 212H115V211H113ZM112 212V213H113ZM128 212H132V211H128ZM178 212V211H177ZM261 212L262 211H260V214H261ZM24 213V214H23ZM30 213V212H29ZM45 213V212H44ZM93 213V212H92ZM106 213V212H105ZM108 213V212H107ZM123 213V212H122ZM263 213V212H262ZM40 214V213H39ZM118 214V213H117ZM127 214V213H126ZM125 214V215H126ZM243 214V213H242ZM260 214H258V215H260ZM264 214V213H263ZM28 215V214H27ZM34 215V214H33ZM38 215V214H37ZM49 215H50V212H49ZM110 215V214H109ZM113 215H115V214H113ZM165 215H166V213H165ZM181 215H183V217L181 216ZM257 215V216H258ZM44 216V215H43ZM100 216H101V214H100ZM252 216V215H251ZM256 216V215H255ZM28 217V216H27ZM99 217V216H98ZM106 218H107V216H105ZM112 217V216H111ZM121 217V216H120ZM164 217H166V216H164ZM230 217V216H229ZM245 216H243V218H244ZM248 217V216H247ZM261 217H263L264 218V216H262L261 215ZM29 218H30V216H29ZM41 218V217H40ZM95 218H96V216H95ZM100 218V217H99ZM101 218H102V216H101ZM100 218V219H101ZM123 218V217H122ZM25 219H26V217H25ZM39 219V218H38ZM47 219V218H46ZM45 219V220H46ZM112 219V218H111ZM190 219V218H189ZM260 219V218H259ZM3 220V219H2ZM5 220H7L6 218H5ZM35 220H37V219H35ZM40 220V219H39ZM39 220H37V221H39ZM44 220V219H43ZM103 220V219H102ZM194 220V219H193ZM235 220V219H234ZM241 220V219H240ZM245 220H246V217H245ZM30 221V220H29ZM48 221V220H47ZM88 221V220H87ZM98 221V220H97ZM105 221V220H104ZM237 221V220H236ZM252 221V220H251ZM258 221V220H257ZM0 222H1V219H0ZM20 222V223H19ZM26 222H27V220H26ZM32 222H33V220H32ZM34 222H36V221H34ZM101 224H103L101 221H99ZM106 222V221H105ZM180 222H182L181 224H180ZM189 222V223H188ZM241 222V221H240ZM47 223V222H46ZM180 225H179V224ZM247 223H249V222H247ZM247 223H245L244 225H246V227L244 226V230H245V228H249L250 230H251V227H253V226H255V227H259V223L258 222H255V220L254 221H252L251 223H249V224H252V226L250 227V225L248 226V224ZM21 224V225H20ZM35 224V223H34ZM40 224V223H39ZM100 224V225H101ZM261 224V223H260ZM6 225V224H5ZM8 225H6V226H8ZM11 225H13V224H11ZM25 225V224H24ZM27 225H29V224H27ZM33 225V224H32ZM0 226H2V225H0ZM92 226V225H91ZM96 226V225H95ZM195 226V225H194ZM194 226H193V228H194ZM231 226V225H230ZM242 226V225H241ZM24 227H27L26 225L24 226ZM23 227V228H24ZM33 227V226H32ZM45 227V226H44ZM49 227V226H48ZM55 227V226H54ZM229 227V226H228ZM4 228H5V226H4ZM8 227H6V229H7ZM28 228V227H27ZM27 228H25V229H27ZM30 228V227H29ZM28 228V229H29ZM102 228V227H101ZM98 228L97 229V231L95 232L94 230H93V228H91L92 229V231H94V233H98L100 230H101V233L99 234V238H103V237H107L108 235H109V232H108V230L107 229H105V228ZM141 229L142 227L139 225L138 227H136L133 231H132V233H129V235H128V237H129V240H128V242L127 243H125V248L131 253L130 255H133L132 254V250H133V247L132 246H134V248H135V246L136 247H138L137 246V244H138V239L137 238H135V236L138 234V229ZM156 228V227H155ZM189 228H191V226L189 227ZM189 228H188V230H189ZM240 228V227H239ZM45 229V228H44ZM157 229V228H156ZM164 229V228H163ZM241 229V228H240ZM243 229V228H242ZM241 229V230H242ZM9 230H10V228H9ZM12 230V229H11ZM42 230H43V228H42ZM42 230H41V233L40 234H43L42 233ZM50 229H48V231H49ZM54 230V229H53ZM106 230H107V232H106ZM175 230H173V231H175ZM192 230V229H191ZM257 230V229H256ZM255 230V231H256ZM25 231V230H24ZM33 231V230H32ZM88 231H90V229L89 230H87L86 232H88ZM104 231V232H103ZM143 231V230H142ZM177 231V230H176ZM249 231V230H248ZM261 231V230H260ZM10 232V231H9ZM20 232V231H19ZM18 232V233H19ZM25 232H30V231H25ZM58 232V231H57ZM111 232H113V233H115V235H109L110 237H112V241H111V243L107 246V251H109L108 252V254H110L111 252H112V250L114 249V247H116L115 245H117L118 246V231H117V228H112L111 227ZM224 232H226L225 230H224ZM251 232H253V228H252V230L250 231V233ZM35 233V232H34ZM89 233V232H88ZM173 233V232H172ZM188 233V232H187ZM247 233V232H246ZM249 233V232H248ZM6 234V233H5ZM10 234V233H9ZM12 234V233H11ZM24 234V233H23ZM56 234V233H55ZM58 234V233H57ZM44 235V234H43ZM65 235V234H64ZM91 235V233L89 234V236ZM94 235V234H93ZM92 235V236H93ZM248 235V234H247ZM261 235V234H260ZM263 235V234H262ZM36 236V235H35ZM42 236V235H41ZM81 236V235H80ZM80 236H78L79 238H80ZM84 235H82V237H83ZM88 236V237H89ZM242 236V234H241V231H238L237 229H236V226L234 227V229L231 227L230 229H228L227 230V232L223 235V234H221L220 236H218V238H217V241L214 243L216 246H217V250H218V252H219V254L221 253V251L224 249V247L225 246H227V248L226 249H229V248H231V249H233V250H235V248L237 247L238 249H241L242 247L241 246H243V245H241V237ZM1 237V236H0ZM25 237V236H24ZM40 237V236H39ZM44 237V236H43ZM82 237H81V239H82ZM87 237V236H86ZM91 237V236H90ZM181 237H178V238H169V239H167V241H166V243H167V248H164V251L165 250H167V251H170V250H173L175 253H181V252H183V249H184V246H182L183 245V241H184V239L183 238H181ZM248 237V236H247ZM2 238V237H1ZM7 238V237H6ZM43 239V238H42ZM9 240V239H8ZM70 240H72V239H70ZM80 240V239H79ZM141 240V239H140ZM148 240V239H147ZM163 240V239H162ZM165 240V239H164ZM180 240V241H179ZM261 240V239H260ZM12 241H14V240H12ZM42 241V240H41ZM59 241V240H58ZM84 241V240H83ZM181 241H182V243H181ZM64 242V241H63ZM69 242V241H68ZM136 242H137V244H136ZM141 242V241H140ZM178 242V243H177ZM179 242H180V244H179ZM76 243V242H75ZM78 243V242H77ZM76 243V244H77ZM134 243V245H132ZM145 243V242H144ZM68 244V243H67ZM66 244V245H67ZM71 244V243H70ZM76 244H74V245H76ZM79 244V243H78ZM141 244L142 243H140V245L139 246H141ZM148 244V243H147ZM151 244H153V243H151ZM155 244V243H154ZM260 244V243H259ZM55 245V244H54ZM59 245V244H58ZM61 245H65V243L64 244H61ZM60 245V246H61ZM65 245V246H66ZM69 245V244H68ZM73 245V246H74ZM144 245V244H143ZM214 245V246H215ZM62 246V247H63ZM69 246H71V245H69ZM73 246H71V247H73ZM146 247H147V245H145ZM149 246V245H148ZM256 246V245H255ZM67 247V246H66ZM66 247H64V248H66ZM144 247V246H143ZM257 247V246H256ZM59 248V247H58ZM74 248V247H73ZM82 248V247H81ZM142 247H139V250L141 249ZM161 248V247H160ZM6 249V248H5ZM53 249V248H52ZM75 249H76V246H75ZM125 249V250H126ZM137 249V248H136ZM147 249V248H146ZM150 249V248H149ZM162 249V248H161ZM225 249V250H226ZM54 250V249H53ZM151 250V249H150ZM152 250H154V251H152V253L150 254V252H143V254H140V255H138V257H137V252L135 253L136 254V257H134V259H133V263L134 264H158L157 262H159V263H162V262H160V261H164V259H162V260H158V257L160 256V255H164V258H165V252L163 251V249L162 250H160V249H158L157 250V247L155 248V249H153L152 248ZM256 250V249H255ZM57 251V250H56ZM60 251H61V248H60ZM80 251V250H79ZM146 251H149V250H146ZM181 251V252H180ZM191 251V250H190ZM228 251V250H227ZM230 251V250H229ZM232 251V250H231ZM258 251V250H257ZM68 252H70V251H68ZM226 252V251H225ZM259 252V251H258ZM8 253H10V252H8ZM57 253V252H56ZM72 253V252H71ZM75 253V252H74ZM77 253V252H76ZM142 253V252H141ZM167 253V252H166ZM223 253V252H222ZM239 253H242V251H240ZM205 254V253H204ZM231 254V253H230ZM243 254V253H242ZM241 254V255H242ZM6 255V254H5ZM55 255V254H54ZM61 255V254H60ZM63 255V254H62ZM181 255V254H180ZM183 255V254H182ZM187 255V254H186ZM197 255H200V254H197ZM246 255V254H245ZM162 256H161V258H162ZM219 256V255H218ZM228 256V255H227ZM230 256V255H229ZM3 257V256H2ZM194 257V256H193ZM200 257V256H199ZM206 257L208 258V260H210L209 259V257L206 255ZM222 257V256H221ZM224 257V256H223ZM231 257V256H230ZM229 257V258H230ZM235 257V256H234ZM241 257V256H240ZM1 258V257H0ZM8 258V257H7ZM55 258V257H54ZM66 258V257H65ZM68 258V257H67ZM160 258V257H159ZM181 258H183V257H181ZM202 258V257H201ZM207 258H205V259H207ZM75 259V258H74ZM198 259V258H197ZM205 259H204V264L206 263L205 262ZM217 259V258H216ZM215 259V260H216ZM55 260H57V259H55ZM54 260V261H55ZM70 260V259H69ZM199 260V259H198ZM218 260V259H217ZM13 261V260H12ZM11 261V262H12ZM74 261H76V259L74 260ZM194 261V260H193ZM56 262V261H55ZM58 262H59V264H63L64 262H67V259L66 260H64V259H60V260H58ZM191 261H189V263H190ZM211 262V261H210ZM5 263V262H4ZM72 262H70V264H71ZM81 263V262H80ZM184 263V262H183ZM192 263V262H191ZM12 264V263H11ZM73 264V263H72ZM82 264V263H81ZM200 264V263H199ZM208 264H209V262H208ZM212 264V263H211ZM227 264V263H226Z\"/></svg>",
    "mask_w": 264,
    "mask_h": 264
}]
</instances>
